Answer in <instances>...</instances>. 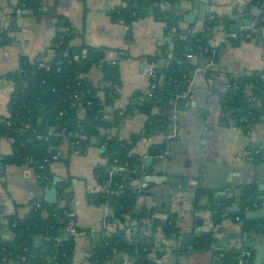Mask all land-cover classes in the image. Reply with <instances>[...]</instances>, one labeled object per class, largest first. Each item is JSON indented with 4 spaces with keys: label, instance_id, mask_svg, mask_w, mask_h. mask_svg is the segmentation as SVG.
<instances>
[{
    "label": "crops",
    "instance_id": "0c3cea01",
    "mask_svg": "<svg viewBox=\"0 0 264 264\" xmlns=\"http://www.w3.org/2000/svg\"><path fill=\"white\" fill-rule=\"evenodd\" d=\"M17 2L18 0H0V20L4 27L7 26L9 13ZM123 4V0H41L38 14L15 9L17 24L9 33L11 43L0 47V117L8 115L7 104L14 90L8 74L18 68L21 56L30 60L51 58V43L55 31L53 25L56 17L63 15L68 18L76 34L72 40L73 45L85 43L102 48L107 60L117 61L119 64L121 84L117 88L119 97L113 108L129 107L130 112L123 118L118 129L112 128L111 132L120 139H127L132 133L139 132L146 121L140 105L150 86L146 63L151 56L159 54L162 47L172 46V36L164 29V22L148 15L130 25L131 37L128 40V28L121 22L113 21L110 16V10ZM175 5L180 15L181 28L200 31L205 16L211 12L220 17L238 14L242 20L252 21L250 26L253 30H259V40L241 41L239 45L233 46L227 39L226 32L220 28L215 29L210 40L212 56L215 57L211 71L207 74H195L193 71L191 96L185 98L184 103L176 100L175 129L178 135L167 153L168 157L144 163L151 166L150 176L165 179L160 180L159 184L149 182V194L138 199L137 208H155L152 217L140 220L141 224L129 216H125L123 221L114 219L104 224L102 217L109 210L106 211L105 205H97L88 199L89 193L95 192L99 185L93 169L98 164L106 163L103 154L106 130L100 128L98 134L88 137L87 142L80 144L75 150L65 140L60 147L62 156L51 164L48 177L38 178L27 163L8 164L0 170V237L10 236L9 218L24 215L29 209V203L37 198L48 205L66 206L68 212L74 215L78 229L84 231V235L74 239L71 264H90L88 257L95 245L120 228L125 230L128 237L139 234L155 237L156 244L163 245L161 256L154 258L156 264H214L212 248L184 252L176 249L174 240L163 238L160 224L171 214L175 217L176 227L184 234L196 235L211 231L217 247L229 249L232 247V240L239 237L249 239L254 250L251 264H264L263 231L253 228L251 232L242 234V221L230 217L214 225L210 219V211L205 208L212 198H220L215 197L218 191L227 190L226 195L229 191L237 195L242 187L255 183L263 192L262 203L253 205L248 211L261 210L264 213V122L254 124L248 132L236 125L233 119L224 122L221 101L229 74L250 73L263 68L264 23L258 28L259 10L245 0H175ZM241 5H246L243 13L239 11ZM161 6L170 8L167 3ZM192 61L200 66L205 64L206 59L200 57ZM85 77L94 87L101 85L99 68L91 67ZM98 94L104 97L102 90ZM104 112L109 117L112 107H105ZM154 112L158 110L154 109ZM79 115L82 116L83 112ZM170 132L172 129L168 133ZM163 141V134H155L139 140L133 149L145 158L149 145ZM78 142L76 140L74 143L77 145ZM251 148L258 149L261 153L257 162L248 159ZM11 152L10 139L0 137V157ZM204 161L214 165L209 174V184L215 187L222 182L223 188L216 190L200 187V181L205 177ZM193 180L197 181V186L191 185ZM197 187L202 189V194L196 203ZM53 188L56 195L54 201L50 202L47 194ZM237 196L226 198L229 199L226 207H230L233 202L237 203ZM206 220L207 224L204 223ZM122 264H133L131 256L123 254Z\"/></svg>",
    "mask_w": 264,
    "mask_h": 264
},
{
    "label": "trees",
    "instance_id": "16d2710c",
    "mask_svg": "<svg viewBox=\"0 0 264 264\" xmlns=\"http://www.w3.org/2000/svg\"><path fill=\"white\" fill-rule=\"evenodd\" d=\"M122 6L110 10L113 21L123 23L128 29L126 37H131L130 25L145 16L152 15L154 19L164 22L166 32L172 36L171 53L166 66L159 69L161 81L150 82L151 95L145 94L140 105L141 112L146 116L142 129L132 133L127 139H120L111 132L118 129L125 116L130 112L129 107L113 108L119 97L117 88L120 86V72L117 61L105 58L104 50L82 43L73 45L74 29L70 21L63 15H58L54 23L52 56L47 61L48 68L40 67L38 58L30 60L21 56L19 66L10 72L8 77L14 85V90L7 104L8 115L0 117V137L10 139L12 152L0 157V170L8 164L27 163L35 171L38 178L50 175V166L61 158L62 143L67 140L70 148L75 150L80 144L84 145L88 137L98 134L103 128V154L106 158L104 165H96L93 169L95 179L102 183L116 164L125 165V169L115 174L113 180L117 184L108 186V192L101 189L89 193L88 199L97 205H107L111 211V220L123 221L125 216L140 220L151 218L154 207L137 208L140 196L149 194L151 184L138 192L135 181L145 180L151 174V166L144 165V158L134 152V146L142 138H150L155 134H163L164 141L147 147L146 156L158 161L168 157L173 140L166 139L170 126L174 122L173 110L176 109L178 96L190 84L193 71L198 66L192 61L196 58L215 60L212 56L210 40L215 29L224 32L238 31L237 26L241 17H220L208 13L204 18L203 28L194 32L179 26L180 15L177 13L175 0H123ZM255 5L259 10L258 28L264 23V0H245ZM167 3L170 8L162 7ZM41 0H18L15 8L9 13L7 26L0 20V47L11 43L9 35L16 27L15 9H22L34 14L39 13ZM213 16L210 18V16ZM10 27V28H7ZM242 36L228 39L233 46L241 41L259 40V30L241 31ZM247 35V37H246ZM169 47L161 48L159 54L151 56L148 61H158L166 58ZM187 53L193 57L188 58ZM77 55L78 59H74ZM97 67L101 72V85L94 87L85 77L91 67ZM212 67V66H211ZM211 67L208 70L211 71ZM102 90L104 97L98 91ZM222 121L233 119L236 125L248 132L253 124L264 122V66L262 69L228 75L225 92L221 95ZM112 107L109 117L104 109ZM157 109L158 112H154ZM80 112L83 115L80 116ZM108 131V132H107ZM78 140L76 145L74 142ZM71 150V149H70ZM253 162L261 158V153L251 148L249 155ZM118 185H122L119 189ZM113 191V192H111ZM118 191V192H117ZM202 194V189L195 190V202ZM261 192L253 183L242 187L237 196L238 211L229 212L226 198H216L205 208L210 211V219L214 225L226 218L238 216L242 221V234L257 229L264 232V219H246L245 213L254 204L262 203ZM232 199V197H231ZM42 203L41 207L33 205V201ZM29 203L28 211L22 215H13L8 224L10 236L0 237V264H71L74 252V239L65 238L64 227L68 217V208L62 205H48L42 199H34ZM163 238L174 240L176 249L188 252L190 249L212 248L216 239L211 231L199 234H184L175 225L173 214L161 224ZM41 237L42 245L35 246L34 238ZM241 246L214 250V264H238L241 250H250L252 257L245 264H251L253 248L249 239L241 237ZM164 244V243H163ZM163 245H157L155 237L135 235L128 237L120 228L106 239L96 244L88 261L90 264H122V255L131 256L133 264H156L154 258L160 257ZM213 249V248H212ZM220 253L222 255L220 256ZM50 260L52 262H50Z\"/></svg>",
    "mask_w": 264,
    "mask_h": 264
},
{
    "label": "built area",
    "instance_id": "2783aa9c",
    "mask_svg": "<svg viewBox=\"0 0 264 264\" xmlns=\"http://www.w3.org/2000/svg\"><path fill=\"white\" fill-rule=\"evenodd\" d=\"M17 11H21V9H17ZM211 17H213V16L211 15L210 18ZM237 29H238V31H235L234 30V31L226 32L227 39H236L238 37H241L242 36L241 31H243V30H241L240 28H237ZM246 37H247V35H246ZM55 45L56 44L51 43V47L52 46H55ZM171 49H172V47H170L166 51V58L160 59L158 61H148L146 63V75H147L148 80L150 82L151 81L152 82H155V81H159L160 82L161 81L162 75L161 74H158V71H159L160 68L166 66L167 63H168V61H169V59L172 58ZM186 56L188 58H192L193 57V54L192 53H187ZM49 59L50 58H47L46 59V58H43V57H39L38 58L39 66L40 67H45L47 69L48 68L47 61ZM74 59H78V56L75 55L74 56ZM211 66H212V60H207L206 59L205 64L204 65L197 66L195 68V70H194V73L195 74H207L208 73V70L210 69ZM191 83H192V80H191L190 84L188 85L187 89L185 91H183L178 96V98H180V97H182V98H188V97L191 96V92H192ZM150 93L151 92L148 89V91H147L146 94L151 95ZM173 112H174L173 113L174 122L172 123L173 124L172 132L168 133L165 137H166V139L176 140L177 135H178L177 134V130L175 129L176 128V120H177L176 109H174ZM175 116H176V118H175ZM258 151H259L258 149H255V152H258ZM248 159L249 160H252V157L251 156H248ZM113 163H114L113 168L109 171L107 178L102 183H99L98 182L99 185H98L97 190L95 192H97V191H99L101 189H103L106 192H108V190H107L108 189V186H110L111 184H114V185L117 186V184L113 180V177H114L115 174H119L121 171H123L125 169V165L116 164L117 162H116L115 159L113 160ZM137 182L138 183L135 184L134 187H136V189H137L138 192L142 191V189L147 186V181L146 180H141V181L138 180ZM191 182H192L191 183L192 186H197V181L196 180H193ZM118 187H119V189H121L122 188V185H118ZM111 192H113V191H111ZM33 205H35L36 207H41L42 206V203L40 201H38V200H34L33 201ZM254 205L256 206L257 204H254ZM105 209H106V211L109 210V213L105 212L104 215H103V217H102L103 218L102 220H103L104 224L111 222L110 217L112 216V211H111V209L107 205L105 206ZM66 215L68 217V221H67L66 226L64 227V236H67V237H70L71 236L73 239H78L79 237H81L82 235H84V231H81V230L78 229V227L76 225V221L74 219V215L72 213H70V212H67ZM235 220L236 221H239L240 218L238 216H236L235 217ZM239 240H240V237L232 240V246L233 247L235 246L236 248H240L241 244H240ZM174 246L175 247L177 246V244L175 242H174ZM212 248H213V250H216L219 247H217V246L214 245ZM221 255H222V253H220V256ZM251 257H252V254H251V251L250 250L242 249L241 250V258H240L238 264H245V263H247ZM50 262H52V261L50 260ZM53 263L54 264H60L57 261H54Z\"/></svg>",
    "mask_w": 264,
    "mask_h": 264
},
{
    "label": "water",
    "instance_id": "95a60500",
    "mask_svg": "<svg viewBox=\"0 0 264 264\" xmlns=\"http://www.w3.org/2000/svg\"><path fill=\"white\" fill-rule=\"evenodd\" d=\"M255 9L258 11V8L257 7H255ZM245 10H246V5H241L239 7L240 13H243ZM232 17L233 18L240 19L239 18L240 16L238 14L237 15H234ZM239 24H240L239 25L240 26L239 28L241 30H243V31H252L253 30V28L250 26V25H252V21L250 19H247L245 21L242 20V19H240ZM177 102L178 103H184V102H186V99L180 97V98L177 99ZM175 118H176V116H175ZM172 127H173V124H171L170 128H172ZM144 163H146V164L151 163V157L146 156L144 158ZM203 165L205 167L204 172H203L205 174V177L203 179H201L202 181H200L201 182L200 187L201 188H204V189H216V190L223 188L224 186H222V182L220 183V186L218 185V186H215V187H213L212 185L209 184V174L211 173V168L214 167V165H212V163H210L208 161H204L203 162ZM160 178L161 177H155V176L148 175V176L145 177V180L147 182H155L156 184H159L160 183V180H165V179H160ZM226 192H227V190L226 191H222V192L221 191H218V193H217V195H215V197L222 198L221 196H223V198L224 197L225 198H228V197H232L233 196V193L231 191H229L228 195H226ZM55 195H56L55 194V189L53 188L52 191L47 194L48 201H50V202L54 201ZM226 210L229 211V212L238 211L239 210V206H238V204L236 202H233L230 205V207L229 206L226 207ZM245 214H246V218H252V219L264 218V213L261 210H250V211H246ZM34 244L36 246L42 245V239H41V237H39V236L35 237L34 238Z\"/></svg>",
    "mask_w": 264,
    "mask_h": 264
},
{
    "label": "rangeland",
    "instance_id": "374dc122",
    "mask_svg": "<svg viewBox=\"0 0 264 264\" xmlns=\"http://www.w3.org/2000/svg\"><path fill=\"white\" fill-rule=\"evenodd\" d=\"M208 222V220H206L204 223ZM207 224V223H206Z\"/></svg>",
    "mask_w": 264,
    "mask_h": 264
},
{
    "label": "flooded vegetation",
    "instance_id": "af4514ba",
    "mask_svg": "<svg viewBox=\"0 0 264 264\" xmlns=\"http://www.w3.org/2000/svg\"><path fill=\"white\" fill-rule=\"evenodd\" d=\"M161 159H163V158H161Z\"/></svg>",
    "mask_w": 264,
    "mask_h": 264
}]
</instances>
